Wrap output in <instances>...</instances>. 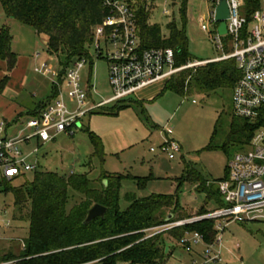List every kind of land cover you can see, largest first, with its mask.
I'll return each mask as SVG.
<instances>
[{
    "label": "rangeland",
    "instance_id": "rangeland-1",
    "mask_svg": "<svg viewBox=\"0 0 264 264\" xmlns=\"http://www.w3.org/2000/svg\"><path fill=\"white\" fill-rule=\"evenodd\" d=\"M164 7L170 10V14H163ZM150 10L146 22L159 26L162 34H168L167 24L172 21L184 28L192 58L179 67L222 55L211 38L214 32L209 0H185L184 20L182 0H156ZM6 19L0 4V26ZM201 22L208 26L207 31L200 28ZM9 29L12 50L17 53V69L8 73V83L0 91V120L6 122L15 116V119H20L15 122L18 128L26 121V113L50 95L49 78L35 72L34 68L42 62L57 67L58 60L47 52L44 36L35 33L31 27L14 19ZM91 54L92 64L87 63L80 70L81 83L84 86L90 80V97L98 102L112 94L108 64L105 58H96L93 52ZM200 65L203 64L182 68L173 75ZM6 73L5 62H0V78ZM164 82L157 81L135 94V98L143 103L144 114L135 103L118 109L114 114L93 111L72 132H62L43 144L32 140L30 147H37L33 159L44 170L87 174L97 187L106 180L104 173L119 175L118 202L121 210L128 205L126 194L142 198L174 193L179 205L188 214L195 215L202 207L213 209L215 201L207 199L204 192L198 189L199 182L193 176L181 178L187 174L188 171L184 172L188 168L194 175L199 173L213 189L216 188V181L223 178L229 159L239 149L236 143H230L226 150L221 148L227 141L234 117L231 91L218 89L204 92L194 88L180 95L168 90L161 92ZM16 83L22 86V90L18 91ZM114 104L109 103L102 109ZM87 130L101 139L102 160L91 157L93 145ZM167 138L180 146V151L174 152L173 158H168L169 151L163 148ZM32 177V172L25 173L26 179L31 180ZM23 180L17 179L12 185ZM83 199L84 195L70 189L66 208L69 210ZM161 229L152 227L146 233L153 234ZM27 233L28 220L16 214L12 193L0 190V264H18L21 241ZM158 233L165 240L164 253L167 255L171 251L162 264H177L185 257L182 247L168 235L167 230ZM222 237V260L218 264H264V220L230 222Z\"/></svg>",
    "mask_w": 264,
    "mask_h": 264
},
{
    "label": "trees",
    "instance_id": "trees-1",
    "mask_svg": "<svg viewBox=\"0 0 264 264\" xmlns=\"http://www.w3.org/2000/svg\"><path fill=\"white\" fill-rule=\"evenodd\" d=\"M243 2L249 13L259 6L260 0ZM0 4L7 16L32 27L38 35L44 36L47 52L57 58L62 69L80 56H89L92 28L101 23L109 12L103 0H0ZM150 11L142 4H137L136 19L141 46L171 47L175 53L176 66L191 61L184 28L178 27L173 21L169 22L168 34L164 35L159 26L147 24ZM184 16L185 0H182L183 20ZM11 41L12 35L8 28L1 26L0 61L5 62L7 73L0 78V91L7 83L8 73L16 64L17 55L11 50ZM239 76L236 62L232 58L207 62L165 79L161 92L168 90L185 95L194 88L204 92L218 89L232 91ZM55 91L56 86L51 85L48 97H53ZM42 102L29 111L28 115L36 116ZM132 103L144 114L142 101L134 98L95 111L114 114ZM258 125L234 116L227 141L221 148L226 150L230 143L243 148ZM88 134L93 145L91 157L102 160L101 139L91 131ZM186 172L181 180L193 176L199 182L198 189L204 192L207 199L215 201L214 208L224 204L218 182L227 178V167L223 178L216 181L215 189L212 185L208 186L199 173L194 175L188 168L184 173ZM32 173L31 180L24 175L21 183L12 185V182H5L0 187V190L12 193L16 214L28 220V233L21 241L18 264H162L171 251L167 255L164 253L165 240L159 233L151 235L146 231L163 224L169 215L170 221L194 216L182 209L176 193L152 194L142 198L126 194L128 205L121 210L118 202L119 175L104 173L105 185L102 182L97 187L87 174L57 173L42 168ZM70 189L84 195V199L68 210L66 205ZM95 203L105 206L103 216L84 223L88 209ZM208 210L210 209L202 207L195 215ZM194 231L201 233L205 242H211L215 236L212 220L178 226L167 230V233L179 242L186 233Z\"/></svg>",
    "mask_w": 264,
    "mask_h": 264
},
{
    "label": "built area",
    "instance_id": "built-area-1",
    "mask_svg": "<svg viewBox=\"0 0 264 264\" xmlns=\"http://www.w3.org/2000/svg\"><path fill=\"white\" fill-rule=\"evenodd\" d=\"M137 1L103 0L109 12L92 28L89 56H80L63 69L59 64L55 67L47 62L34 68L56 86L55 95L43 100L38 114L28 116L15 134H9L7 123L0 120V187L40 168L33 159L37 147H30L32 140L43 144L62 132H72L92 111L109 103L131 99V96L135 98L139 90L169 78L182 68L232 58L240 74L231 91L232 114L259 125L246 146L235 151L229 159L227 178L218 182L224 204L203 214L155 226L164 231L200 220H212L214 239L205 242L197 231L186 233L178 242L185 257L177 264H218L222 260V233L230 222L264 220V0H260L259 6L249 13L245 10L244 0H225L228 17L224 20V34H219L220 21L215 19L220 0H209L214 32L211 38L222 55L180 67L175 65V53L171 47L141 46L137 4L151 9L156 0ZM162 12L170 14L167 7ZM200 28L208 30L204 22ZM92 52L96 58L106 59L112 92L111 96L98 102L90 97V80L84 86L81 83L80 70L85 64H92ZM163 148L169 151L168 158L180 151L179 144L171 138L165 139Z\"/></svg>",
    "mask_w": 264,
    "mask_h": 264
},
{
    "label": "water",
    "instance_id": "water-1",
    "mask_svg": "<svg viewBox=\"0 0 264 264\" xmlns=\"http://www.w3.org/2000/svg\"><path fill=\"white\" fill-rule=\"evenodd\" d=\"M228 17V9L225 0H220L219 4L216 7V14H215V19L219 22L218 25V32L219 34H224L226 33V25H225V19ZM46 44V41L44 42ZM103 184L105 185V180H103ZM106 208L105 206L95 203L93 204L87 211V216L84 220V223L89 222L91 219L97 216H103ZM171 220V215H169L166 219L165 222H169Z\"/></svg>",
    "mask_w": 264,
    "mask_h": 264
},
{
    "label": "crops",
    "instance_id": "crops-1",
    "mask_svg": "<svg viewBox=\"0 0 264 264\" xmlns=\"http://www.w3.org/2000/svg\"><path fill=\"white\" fill-rule=\"evenodd\" d=\"M7 16V15H6ZM13 21H14V19L13 18H11V17H9V16H7V19L4 21L5 23H3V25H1V26H5V27H7L8 28V30H10L9 29V25H11L12 23H13ZM21 23V22H20ZM23 24V23H22ZM25 25V24H24ZM0 26V27H1ZM28 26V25H27ZM30 27V26H29ZM32 28V27H31ZM33 29V28H32ZM33 31L36 33V31L33 29ZM43 41L45 42V38L43 39ZM11 50H12V41H11ZM13 51V50H12ZM16 53V52H15ZM16 55H17V53H16ZM19 58V57H18ZM210 59V58H209ZM204 60H208V59H204ZM1 63H3L4 61H0ZM16 63H17V59H16ZM17 69V66H16V64H15V67L13 68V70L15 71ZM49 81H50V84L52 85V83H51V80L49 79ZM8 83V82H7ZM7 83H6V85H7ZM15 86H17V87H19L18 89V91H20V90H22L21 88H22V86H20V85H18V83H16L15 84ZM134 99H137V100H139L138 98H134ZM44 100V99H43ZM42 100V101H43ZM31 110H33V109H31ZM31 110H29V111H31ZM28 111V112H29ZM19 112H20V110H19ZM15 113V112H14ZM15 115V114H14ZM28 113H26V116L24 117V118H28ZM18 120H20V119H15V116L12 118V119H10V120H7L6 121V123H7V132L9 133V134H15L16 133V131H17V129L18 128H16V124H18V123H15L16 121H18ZM57 136V135H56ZM55 136V137H56ZM54 137V138H55ZM53 138V139H54ZM52 139V140H53ZM30 145H31V142H30Z\"/></svg>",
    "mask_w": 264,
    "mask_h": 264
}]
</instances>
